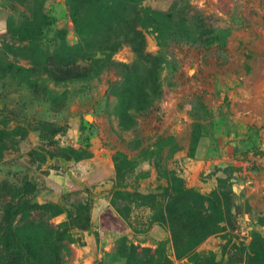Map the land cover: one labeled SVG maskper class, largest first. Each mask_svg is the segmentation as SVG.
<instances>
[{
	"label": "rangeland",
	"instance_id": "obj_1",
	"mask_svg": "<svg viewBox=\"0 0 264 264\" xmlns=\"http://www.w3.org/2000/svg\"><path fill=\"white\" fill-rule=\"evenodd\" d=\"M215 2L0 0V264H264V146L217 89ZM208 139L212 187L188 186Z\"/></svg>",
	"mask_w": 264,
	"mask_h": 264
},
{
	"label": "crops",
	"instance_id": "obj_2",
	"mask_svg": "<svg viewBox=\"0 0 264 264\" xmlns=\"http://www.w3.org/2000/svg\"><path fill=\"white\" fill-rule=\"evenodd\" d=\"M228 5L229 10H226L225 14L226 16L232 14L229 19L235 23L231 26L233 41L226 47H217L213 55L218 64L228 66L225 74L221 75L223 77H217L216 86L218 89L219 82H222L229 91L231 96L229 110L233 127L237 129L239 136L248 138L249 134L245 132L250 133V126L255 127L257 133H254L251 139L264 146V0H228ZM219 6H221L219 3L214 4L215 8ZM215 14L218 15V11ZM236 62H241L243 66H252V69L245 72L243 68L240 72L235 66ZM191 78L192 81L195 80V77ZM186 99L185 93L178 94L177 99L171 97L168 99V108L176 115H186V107L182 106ZM233 136L234 133L231 137ZM220 140L224 141L223 138ZM220 140L215 139V143L211 139L203 141L199 152L190 157L191 161H188L190 164L182 165L184 169L181 172L188 186L212 187L210 178L206 181L200 178L199 174L196 175V172H208L212 164L219 160V154H213L206 146L216 144L222 147L225 142Z\"/></svg>",
	"mask_w": 264,
	"mask_h": 264
},
{
	"label": "trees",
	"instance_id": "obj_3",
	"mask_svg": "<svg viewBox=\"0 0 264 264\" xmlns=\"http://www.w3.org/2000/svg\"><path fill=\"white\" fill-rule=\"evenodd\" d=\"M190 190H193V189H189V188H187V187H181L180 189H179V191H183V192H185V191H190Z\"/></svg>",
	"mask_w": 264,
	"mask_h": 264
},
{
	"label": "built area",
	"instance_id": "obj_4",
	"mask_svg": "<svg viewBox=\"0 0 264 264\" xmlns=\"http://www.w3.org/2000/svg\"><path fill=\"white\" fill-rule=\"evenodd\" d=\"M215 3H219V0H216ZM221 6L217 7L216 9H219L220 10Z\"/></svg>",
	"mask_w": 264,
	"mask_h": 264
}]
</instances>
